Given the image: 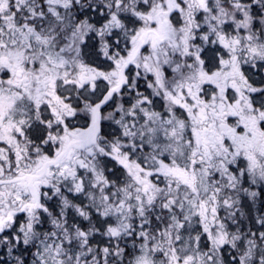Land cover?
Segmentation results:
<instances>
[{"label":"snow or ice","instance_id":"1","mask_svg":"<svg viewBox=\"0 0 264 264\" xmlns=\"http://www.w3.org/2000/svg\"><path fill=\"white\" fill-rule=\"evenodd\" d=\"M0 264H264V0H0Z\"/></svg>","mask_w":264,"mask_h":264}]
</instances>
